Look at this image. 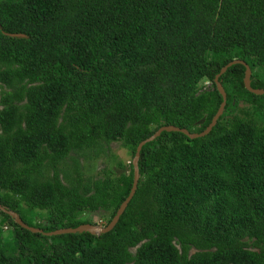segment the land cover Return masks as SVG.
<instances>
[{"label": "trees", "instance_id": "obj_1", "mask_svg": "<svg viewBox=\"0 0 264 264\" xmlns=\"http://www.w3.org/2000/svg\"><path fill=\"white\" fill-rule=\"evenodd\" d=\"M234 60L264 90V0H0V205L45 232L107 226L133 164L84 162L203 132ZM245 74L220 77L209 135L143 147L114 230L48 237L0 210V264H264V95Z\"/></svg>", "mask_w": 264, "mask_h": 264}, {"label": "water", "instance_id": "obj_2", "mask_svg": "<svg viewBox=\"0 0 264 264\" xmlns=\"http://www.w3.org/2000/svg\"><path fill=\"white\" fill-rule=\"evenodd\" d=\"M10 37L13 38H23L25 37L24 34H8ZM243 65L246 68V74H245V86L246 89L258 96H263L264 95V90L262 89H254L252 87V80H251V76H252V70L250 68V66L241 60H234L231 63H229L227 66H225L220 74H218L215 78V83L217 85V89L219 91V93L222 95L223 97V102L218 110V112L216 113V115L213 117L212 122L209 124V126L201 133H191L189 132L187 129H183L177 126H164L162 128H160L155 134H153L151 137H149L148 139L144 140L143 142H141L137 148L136 154L134 156L133 159V168H134V181H133V187L131 189L130 195L128 196V198L125 200V202L121 205V207L119 208V210L117 211V214L115 215V217L112 219V221L107 225V226H102V225H94V224H84L81 225L77 228H64V229H59L53 232H45L44 230L40 229V228H35L32 226H29L27 223H25L23 221V219L21 218V216L14 211H10L7 208L3 207L2 205H0V210H2L3 212L7 213L8 215H10L14 221L23 229L28 230L34 234H42L45 236H60V235H66V234H77V233H90L94 236H100L106 233L111 232L112 230H114V228L117 226V224L119 223L121 217L123 216V214L126 212L129 204L131 203L132 199L134 198L137 189H138V184H139V180H140V170H139V160H140V156H141V151L143 149V147L150 143L155 141L157 138H159L162 133L164 132H177V133H182L186 136H188L190 139H198V138H203L206 137L207 135H209L211 133V131L213 130V128L217 125L220 117L223 115L224 111H225V107L227 104V94L224 90V87L220 81V77L225 74L227 72V70L234 66V65Z\"/></svg>", "mask_w": 264, "mask_h": 264}, {"label": "rangeland", "instance_id": "obj_3", "mask_svg": "<svg viewBox=\"0 0 264 264\" xmlns=\"http://www.w3.org/2000/svg\"><path fill=\"white\" fill-rule=\"evenodd\" d=\"M209 89L211 90L213 88V85L211 82H205L203 84V89ZM111 157H104L100 158L94 161H88L84 162V165L86 166V174L88 176H92L95 178L103 177L104 169H110L112 171V175H120L125 172H129V164L133 162V156L131 155L130 151L123 147V145L120 142L113 143L110 148V152L108 153ZM42 212L39 211H30L26 218L28 220H34L35 224L42 222L41 219ZM100 214H90L88 215V218H92L94 221L97 222L98 225H105L107 220L100 219Z\"/></svg>", "mask_w": 264, "mask_h": 264}, {"label": "built area", "instance_id": "obj_4", "mask_svg": "<svg viewBox=\"0 0 264 264\" xmlns=\"http://www.w3.org/2000/svg\"><path fill=\"white\" fill-rule=\"evenodd\" d=\"M206 90H209V89H206V88L203 89V91H206Z\"/></svg>", "mask_w": 264, "mask_h": 264}]
</instances>
